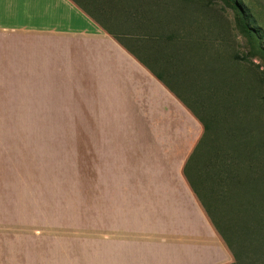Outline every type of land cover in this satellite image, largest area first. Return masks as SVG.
<instances>
[{
    "label": "crops",
    "instance_id": "obj_1",
    "mask_svg": "<svg viewBox=\"0 0 264 264\" xmlns=\"http://www.w3.org/2000/svg\"><path fill=\"white\" fill-rule=\"evenodd\" d=\"M152 15L149 0H0V117L40 118L83 179L80 235L7 238L0 264L231 261L184 172L205 132L184 96L193 51Z\"/></svg>",
    "mask_w": 264,
    "mask_h": 264
},
{
    "label": "rangeland",
    "instance_id": "obj_2",
    "mask_svg": "<svg viewBox=\"0 0 264 264\" xmlns=\"http://www.w3.org/2000/svg\"><path fill=\"white\" fill-rule=\"evenodd\" d=\"M149 12L193 51L184 62L195 66L194 85L184 96L207 128L188 173L231 245L227 264H261L264 0H149ZM36 124L43 122L0 117V254L7 238L32 250L38 240L80 235L82 164Z\"/></svg>",
    "mask_w": 264,
    "mask_h": 264
},
{
    "label": "trees",
    "instance_id": "obj_3",
    "mask_svg": "<svg viewBox=\"0 0 264 264\" xmlns=\"http://www.w3.org/2000/svg\"><path fill=\"white\" fill-rule=\"evenodd\" d=\"M242 26H243V29L247 28V26H246V24H244V22L242 23ZM250 36L253 37L251 34H250ZM200 119H201V121H202V123H203L204 130L206 131L207 125H206L204 119L202 118V116H200ZM204 135H205V132H204ZM204 135H203V137H204ZM202 139H203V138H202ZM201 141H202V140H201ZM200 143H201V142H200ZM200 143H199V145H200ZM199 145H197V147L195 148V150L193 151V153H192L191 156L189 157V159H188V161H187V163H186V165H185V169H184L185 175L187 176V178H188V180H189L191 186H192L193 189L195 190V192H196V194H197L198 197H199V195H198V193H197V191H196V188H195V186H194L193 181L191 180V178H190V176H189L188 170H189L190 167H191L192 159H193V157L195 156V154H196V152H197V150H198V148H199ZM199 199H200V197H199ZM200 201H201V199H200ZM201 203H202V201H201ZM202 205H203V203H202ZM203 207H204V206H203ZM204 209H205V208H204ZM206 212H207V211H206ZM208 216H209V215H208ZM209 218H210V220H211V222H212L214 228L217 230V232L219 233V235H220L221 238L223 239V242H224L225 246H226L230 251H232V248H231L230 243L227 241V239H225V238L221 235V233H220V232L218 231V229L215 227V225H214V223H213V221H212V219H211L210 216H209ZM232 254H233L234 257L236 256L234 253H232ZM258 259H259V261L261 262V264H264V256H262V258H261V257H258Z\"/></svg>",
    "mask_w": 264,
    "mask_h": 264
}]
</instances>
